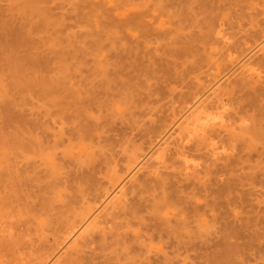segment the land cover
Returning <instances> with one entry per match:
<instances>
[{"label":"rangeland","instance_id":"374dc122","mask_svg":"<svg viewBox=\"0 0 264 264\" xmlns=\"http://www.w3.org/2000/svg\"><path fill=\"white\" fill-rule=\"evenodd\" d=\"M263 38L264 0H0V264L46 262ZM258 56L263 79L237 72L218 97L233 120L143 173L113 222L60 264H264ZM185 147L201 171L188 172Z\"/></svg>","mask_w":264,"mask_h":264},{"label":"bare ground","instance_id":"6f19581e","mask_svg":"<svg viewBox=\"0 0 264 264\" xmlns=\"http://www.w3.org/2000/svg\"><path fill=\"white\" fill-rule=\"evenodd\" d=\"M221 29L222 28H220V30ZM218 34L220 36H223V39L227 36L226 35L227 33L223 35V32L218 33ZM231 34L232 33H229V35H231ZM219 35H218V38H220ZM229 35L227 37H229ZM228 39L229 38L224 40V43L227 45H228ZM221 40L222 39H220L219 42ZM255 43H257V42H255ZM222 46H224V45H222ZM224 49H226V48H224ZM226 51H228V50L226 49ZM247 52L248 53L244 57L241 58V56H239L240 58H237L236 60L234 59L235 61L234 60H233L234 62L232 61V63H231L232 65H230L229 68H227L228 70L227 71L224 70L225 72H221V74L217 78L215 77L216 79L214 78L215 80L214 81L212 80L213 82L210 83V85L207 86V88H205V90L201 94L196 93L197 97L195 96L196 99L194 100V102L192 100L193 103L190 104L191 106L186 108L182 112L181 116H179L177 119H175V122L173 123V125L171 127H169L170 125H168L169 129L166 127L168 129V131H166V133L164 132V134L162 136H159L160 139L155 144H153L152 147L148 148L149 151L146 150L145 151L146 153H143L142 155H140V157H138L137 160H134V162L135 161L136 162L134 163V165L130 169H128V171L125 174L126 176L124 175L123 178L119 177L122 179H119L117 183L116 182L112 183L113 186H110L111 188H109V190L106 189V191L107 190L108 191L105 192L104 199L101 202H99L98 205L96 204L97 206L94 207L93 210H91V212H89L86 216L84 215L85 217L83 216L84 218L82 219L81 222H78L79 224H77L75 227L71 228L70 233L68 234L67 237H64L65 239L59 245L57 250L50 257H47L48 259L46 260V262L45 261L43 263L41 262L42 264H60L62 262V260L65 259L66 256H68V255L70 256L71 254L76 253V252L80 253L81 249L84 250V248H82V247L85 246V244L88 242L89 238L92 236L91 235L92 231L93 232L98 231L95 229H99L98 228L99 226L101 227V225H103V224L105 225L109 222V220H112L111 218H109V215H112L110 213V211H113L112 213H115L114 210L119 208L120 205L124 206L122 204H125V202H127L128 198H129L128 196H130V194H131V193L129 194V191H130L129 188L132 190L133 187H131V186L132 185L134 186V183L136 185V181L138 182L139 181L138 179H141L139 177L143 173L147 172L148 170H152V168L155 169V171L159 173L160 171H158V169L160 170L161 166H163L165 164L167 158L169 157V154H172L171 152H173V150L176 152L175 149L177 146H179V147L182 146V149L184 148V144L186 143L185 140H187V142H188L187 145L189 146V144L193 140H196L194 138L189 143L191 138H193L195 136L199 137L201 135H203L201 137H204L210 130L218 132L217 129H215V130H212V129L218 128L219 130H221L223 127L226 126V124L229 120H231V121L233 120L232 119L233 116L229 120H227V117H229L230 115H229V112L228 113H225L226 111L224 112V109L226 110V108H225L226 103H225V105L222 104L223 101H221V100H223V99L220 100V98H218V97L220 95H225V94H222V92H224L223 89H226V86H228V85H226L227 82L231 81L230 80L231 77L234 76V74H236L237 72H238V74H236V75H240L239 73L241 72L243 74L248 73L251 77L257 76L259 78L258 81H260V79H263L262 74L257 73V70L255 69V67H256L255 63L260 60L257 58V56L260 53L264 52V38L262 39V41L258 42V44L251 47L250 49H248ZM258 57H261V56H258ZM259 70H261V69H259ZM240 76H242V75H240ZM248 78H249V76H248ZM253 78H255V77H253ZM223 98H224V96H223ZM218 100H220V102ZM221 107H223V108H221ZM234 120H236V119H234ZM231 121L229 124H232ZM235 122H237V121H235ZM235 122H233V123H235ZM233 125L235 126V124H233ZM164 131H165V129H164ZM183 132H185V133H183ZM216 132H215V134L218 135V133H216ZM212 133H214V132H212ZM219 136H221V133H219ZM159 137H155L154 139L159 138ZM207 137L208 136H205V139H207ZM211 143H212V141H211ZM216 146L217 145H215V147H214V145H213L212 146L213 149H211V150H213L214 152H217L219 150V148H218V146L217 147ZM207 147H209V146H207ZM185 148H186L184 150L185 152H182V150H180V152H182V153H180V154H182L180 156L184 157V159H183L184 166L186 167L188 172L190 171V173H195V172L197 173L198 171H201V168H199L200 164H196V163H200V162L197 160L188 159V155L186 154V151L190 152L189 151L190 149L187 150L188 147H185ZM223 149H224V147H223ZM211 150H209V151H211ZM224 151H226V150H224ZM212 156L215 158L216 156H221V154L219 155L217 153L216 156H214V154ZM190 157H192V156H190ZM195 157H197L198 160L200 159V158H198L199 156H195ZM213 157L211 159H213ZM216 158H220V157H216ZM223 158H226V157H223ZM223 158L220 160H224ZM217 160H219V159H217ZM192 161H196V162L193 163ZM202 169H204V168H202ZM202 172H205V171H202ZM201 173H198V174L202 175ZM99 200H100V198L98 199V201ZM95 203H97V201ZM125 205H127V204H125ZM118 210L119 209H117V211ZM111 222H113V220ZM8 228H10V226ZM94 233H96V232H94ZM87 244H89V242ZM65 260H63V261H65Z\"/></svg>","mask_w":264,"mask_h":264}]
</instances>
